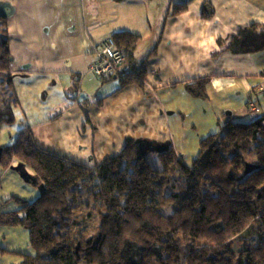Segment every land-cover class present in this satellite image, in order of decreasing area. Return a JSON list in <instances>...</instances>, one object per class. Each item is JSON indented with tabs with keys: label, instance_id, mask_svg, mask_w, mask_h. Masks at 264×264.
Segmentation results:
<instances>
[{
	"label": "crops",
	"instance_id": "crops-1",
	"mask_svg": "<svg viewBox=\"0 0 264 264\" xmlns=\"http://www.w3.org/2000/svg\"><path fill=\"white\" fill-rule=\"evenodd\" d=\"M177 3L187 10L171 14ZM0 11L8 16L13 82L41 106L50 99L46 116L28 125L50 151L96 166L128 139H145L171 144L191 165L201 140L228 119L264 116V48L231 49L251 25L240 39L263 43L264 0H0ZM118 31L142 36L135 57L148 59L144 87L88 72L99 45ZM206 76L207 96H193L186 84ZM250 100L259 111H248Z\"/></svg>",
	"mask_w": 264,
	"mask_h": 264
},
{
	"label": "trees",
	"instance_id": "trees-1",
	"mask_svg": "<svg viewBox=\"0 0 264 264\" xmlns=\"http://www.w3.org/2000/svg\"><path fill=\"white\" fill-rule=\"evenodd\" d=\"M208 7L203 8L205 17L212 14ZM186 10V3H177L171 14ZM7 17L0 11V126L13 122L19 103L10 90ZM252 27L234 36L233 51L264 48V41L255 45L254 39H240ZM258 36L264 39V29ZM113 37L125 55L120 87H144L148 59L137 62L135 57L142 36L118 31ZM210 80L201 77L186 88L205 98ZM140 142L149 140L128 139L118 155L96 166L41 147L29 126L21 128L14 143L2 147L0 163L5 168L23 163L43 184L35 200L16 198L18 210L0 211V224L22 225L29 231L35 253L24 254L21 264H264V116L228 119L220 132L201 140L200 155L191 165L167 143L168 148L157 153L162 168L156 169ZM245 153L255 161L245 159ZM176 172L182 182L167 193ZM164 203L172 204L170 214L160 210ZM94 216L99 224L91 231L81 220ZM252 235H257L255 244L246 242L234 250L236 238ZM129 245L139 248L134 261L125 253Z\"/></svg>",
	"mask_w": 264,
	"mask_h": 264
},
{
	"label": "rangeland",
	"instance_id": "rangeland-1",
	"mask_svg": "<svg viewBox=\"0 0 264 264\" xmlns=\"http://www.w3.org/2000/svg\"><path fill=\"white\" fill-rule=\"evenodd\" d=\"M25 82L26 81L22 83ZM10 90L14 91L16 94L22 92L23 95L19 103L14 105L13 122L4 123L0 126L1 148L14 143L21 128L41 119V117H45L46 113L43 112V110H45L44 106H48L50 103V99H44L42 106L41 103H36L30 96L29 90L21 88V82L18 80L13 82ZM145 156L147 161L154 168H162V163L157 153L149 152ZM244 158L249 161H255V156L249 153H245ZM181 182L182 179L178 175V172H176L172 184L166 189V192L168 193L175 190ZM172 185L174 186L172 187ZM42 190L43 186L40 187L39 185L25 182L17 171L11 168H5L0 163V211L18 210L20 208V203L16 198L33 201L38 198ZM160 210L164 214H170L172 212V204L164 203L160 207ZM81 224L91 227V231H94V226L99 224V219L94 216L91 219L81 220ZM256 241L257 235L236 238L233 248L238 251L243 248L246 242L255 244ZM34 253L35 251L30 244L29 231L26 227L22 225L12 226L0 224V264H21L24 254ZM125 253L130 260L134 261L139 254V248L134 245H129ZM80 264L86 263L81 262Z\"/></svg>",
	"mask_w": 264,
	"mask_h": 264
},
{
	"label": "built area",
	"instance_id": "built-area-1",
	"mask_svg": "<svg viewBox=\"0 0 264 264\" xmlns=\"http://www.w3.org/2000/svg\"><path fill=\"white\" fill-rule=\"evenodd\" d=\"M125 63V55L117 46L113 36L105 39L96 50V59L90 63L88 72L100 79H119L122 76L120 68ZM249 112L259 111V105L250 100L247 104Z\"/></svg>",
	"mask_w": 264,
	"mask_h": 264
},
{
	"label": "water",
	"instance_id": "water-1",
	"mask_svg": "<svg viewBox=\"0 0 264 264\" xmlns=\"http://www.w3.org/2000/svg\"><path fill=\"white\" fill-rule=\"evenodd\" d=\"M140 147H144L146 150L144 151V153L147 152H155V153H160L163 150H166L168 148V145L166 143H156L153 141H149V142H140ZM211 149V148H210ZM209 149V150H210ZM209 150L207 152H205V154L203 155V158L206 157L209 154ZM2 155V148L0 147V157ZM11 169L17 171L19 173V175L21 176V178L27 182V183H32V184H36L39 185L40 187L43 186V184L41 183L40 179L38 176L32 174L25 166V164L23 163H18L16 165H12Z\"/></svg>",
	"mask_w": 264,
	"mask_h": 264
}]
</instances>
